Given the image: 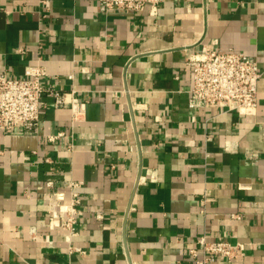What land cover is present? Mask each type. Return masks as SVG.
I'll list each match as a JSON object with an SVG mask.
<instances>
[{"label": "crops", "instance_id": "crops-1", "mask_svg": "<svg viewBox=\"0 0 264 264\" xmlns=\"http://www.w3.org/2000/svg\"><path fill=\"white\" fill-rule=\"evenodd\" d=\"M204 45L256 57V109L189 108ZM35 64L85 112L45 95L39 132L0 130V264H196L203 234L246 246L216 264H264V0H0V73ZM70 179L71 237L49 213Z\"/></svg>", "mask_w": 264, "mask_h": 264}, {"label": "built area", "instance_id": "built-area-1", "mask_svg": "<svg viewBox=\"0 0 264 264\" xmlns=\"http://www.w3.org/2000/svg\"><path fill=\"white\" fill-rule=\"evenodd\" d=\"M162 0H99L101 9H127L142 12L148 5L156 13ZM187 63L191 68L192 83L188 88L189 108L216 106L230 110H254L258 106V82L262 76L255 56L229 48L219 50L206 45L201 50L190 54ZM47 74L44 66L28 65L23 77H11L0 73V130H14L25 133H37L40 130L41 113L46 105L44 96L54 98V107H70L73 119H78L85 112V103L77 98L67 97L66 92L47 88L42 82ZM49 135L51 141L63 135ZM49 159V158H47ZM48 185L54 187V180ZM69 190H57V197L50 202L49 213L53 217H62L65 227L71 235L77 233L80 215V181L70 179ZM59 188V186H58ZM57 188V189H58ZM69 194V200L63 203ZM102 218V212L97 213ZM36 230L33 229L32 232ZM80 250V249H79ZM246 246L243 242H232L224 238L210 239L200 236L189 253L196 264H216L220 259L235 260L243 256Z\"/></svg>", "mask_w": 264, "mask_h": 264}]
</instances>
